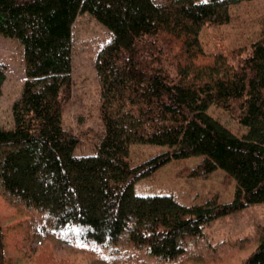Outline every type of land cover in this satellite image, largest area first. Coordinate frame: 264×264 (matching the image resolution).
Masks as SVG:
<instances>
[{
    "label": "trees",
    "instance_id": "1",
    "mask_svg": "<svg viewBox=\"0 0 264 264\" xmlns=\"http://www.w3.org/2000/svg\"><path fill=\"white\" fill-rule=\"evenodd\" d=\"M239 1L0 0V35L17 39L25 72L12 125L0 127V192L38 219L33 234L180 264L200 258L187 250L205 224L264 203V15L259 35L237 47L206 53L199 38L206 24L229 23ZM82 13L110 33L94 62L102 128L89 155L75 153L83 134L62 118L72 25ZM4 78L0 65V93ZM210 106L246 132L236 136L208 114ZM135 144L167 150L131 166ZM194 156L201 161L192 174L220 169L233 180L230 202L213 195L183 204L134 192L161 165ZM4 247L0 225V264ZM243 264H264V227Z\"/></svg>",
    "mask_w": 264,
    "mask_h": 264
},
{
    "label": "rangeland",
    "instance_id": "2",
    "mask_svg": "<svg viewBox=\"0 0 264 264\" xmlns=\"http://www.w3.org/2000/svg\"><path fill=\"white\" fill-rule=\"evenodd\" d=\"M231 14L227 24L202 27L199 38L206 53L237 47L255 39L264 15V0H240L231 7ZM109 38L108 30L89 14L82 13L75 18L71 94L63 106L62 118L66 128L83 134V143L75 149L77 155L94 153L92 143L101 132L100 88L94 62L99 48ZM0 65L5 74L0 93V127L7 129L12 125V104L20 95L25 80L22 47L17 39L0 35ZM207 112L236 136L246 132L245 126L221 108L210 106ZM165 150L166 146L135 144L130 147L128 160L133 166ZM200 161L201 156L168 161L138 180L133 190L139 195H171L183 204L199 203L213 195L230 202L233 180L220 169L202 175L192 174ZM28 217L0 192L4 264H164L143 251L134 255L123 246L119 254H113L90 243L37 237L28 228L30 222L38 219ZM262 227L264 203L219 217L205 224L203 236L188 244L187 254H199L200 258H187L180 264H243L256 249L258 231Z\"/></svg>",
    "mask_w": 264,
    "mask_h": 264
}]
</instances>
